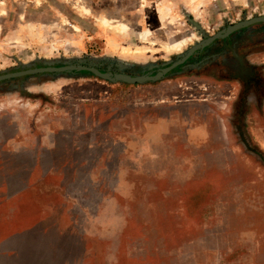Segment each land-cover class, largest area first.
<instances>
[{
  "label": "rangeland",
  "instance_id": "1",
  "mask_svg": "<svg viewBox=\"0 0 264 264\" xmlns=\"http://www.w3.org/2000/svg\"><path fill=\"white\" fill-rule=\"evenodd\" d=\"M47 67L0 80V264H264V0H0V75Z\"/></svg>",
  "mask_w": 264,
  "mask_h": 264
},
{
  "label": "water",
  "instance_id": "2",
  "mask_svg": "<svg viewBox=\"0 0 264 264\" xmlns=\"http://www.w3.org/2000/svg\"><path fill=\"white\" fill-rule=\"evenodd\" d=\"M259 19H261V18H259ZM259 19H254L252 21H257ZM250 22L251 21H248V23H250ZM53 70H58V68H50V67H47V68L27 69V70H22L20 72L7 73V74L0 75V80L1 79H4V78H7V77H14V76H19V75H24V74H30V73L40 72V71H53ZM92 71H95V70H92ZM104 77H107V76H104ZM118 78L119 79H122V80H125V81H139V80L148 79V78H141V79H139V78H130V77H124V76H119Z\"/></svg>",
  "mask_w": 264,
  "mask_h": 264
},
{
  "label": "bare ground",
  "instance_id": "3",
  "mask_svg": "<svg viewBox=\"0 0 264 264\" xmlns=\"http://www.w3.org/2000/svg\"><path fill=\"white\" fill-rule=\"evenodd\" d=\"M106 20V19H105ZM104 20V22H105ZM107 21V20H106ZM114 25V24H113ZM126 29V28H125ZM128 29V28H127ZM173 35V34H172ZM146 39V38H145ZM188 39V38H187ZM190 40V38H189ZM154 42V41H153ZM179 42V41H178ZM184 42V41H183ZM151 44V43H150ZM182 45V43H172L169 45V48H176V50ZM162 47V46H161ZM163 48V47H162ZM165 51V50H164ZM167 51V50H166ZM170 51V50H169ZM168 52V51H167Z\"/></svg>",
  "mask_w": 264,
  "mask_h": 264
}]
</instances>
